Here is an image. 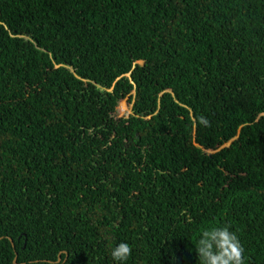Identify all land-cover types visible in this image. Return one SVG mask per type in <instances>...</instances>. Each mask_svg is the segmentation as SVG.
Masks as SVG:
<instances>
[{"label":"trees","instance_id":"16d2710c","mask_svg":"<svg viewBox=\"0 0 264 264\" xmlns=\"http://www.w3.org/2000/svg\"><path fill=\"white\" fill-rule=\"evenodd\" d=\"M216 226L264 264V0H0V264H199Z\"/></svg>","mask_w":264,"mask_h":264},{"label":"clouds","instance_id":"9594fccd","mask_svg":"<svg viewBox=\"0 0 264 264\" xmlns=\"http://www.w3.org/2000/svg\"><path fill=\"white\" fill-rule=\"evenodd\" d=\"M203 123H207L203 120ZM199 264H244L243 247L237 233L228 226L203 230L194 246ZM132 247L127 242L114 244L110 255L114 264H127Z\"/></svg>","mask_w":264,"mask_h":264},{"label":"rangeland","instance_id":"374dc122","mask_svg":"<svg viewBox=\"0 0 264 264\" xmlns=\"http://www.w3.org/2000/svg\"><path fill=\"white\" fill-rule=\"evenodd\" d=\"M131 104L129 103L128 99H123L118 106L117 115L118 116H127L131 113Z\"/></svg>","mask_w":264,"mask_h":264},{"label":"water","instance_id":"95a60500","mask_svg":"<svg viewBox=\"0 0 264 264\" xmlns=\"http://www.w3.org/2000/svg\"><path fill=\"white\" fill-rule=\"evenodd\" d=\"M58 261H59V259H58ZM58 261H57V262H58Z\"/></svg>","mask_w":264,"mask_h":264}]
</instances>
